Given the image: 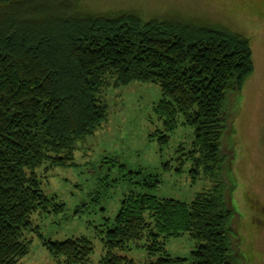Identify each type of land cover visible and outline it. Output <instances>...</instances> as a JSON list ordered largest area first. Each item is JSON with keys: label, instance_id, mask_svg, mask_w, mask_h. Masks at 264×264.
I'll return each mask as SVG.
<instances>
[{"label": "trees", "instance_id": "trees-1", "mask_svg": "<svg viewBox=\"0 0 264 264\" xmlns=\"http://www.w3.org/2000/svg\"><path fill=\"white\" fill-rule=\"evenodd\" d=\"M145 13L87 11L79 0H0V264H19L28 252L22 236L36 211H62L35 170L43 162L73 163L75 142L105 116L98 94L111 79L112 86L139 81L159 87L153 110L165 131L177 127L178 116L193 127L190 171L203 172L213 186L190 203L147 193L125 197L102 239L99 264H135L121 252L145 231L149 254L162 253L147 264L186 260L164 246L184 233L195 242L191 264L244 259L226 192L233 198L237 186L229 170L243 88L254 71L251 38L198 13ZM160 133L158 142L166 143L169 136ZM159 183L158 177L143 180L149 187ZM40 236L56 264L88 263L93 249L86 237Z\"/></svg>", "mask_w": 264, "mask_h": 264}, {"label": "rangeland", "instance_id": "rangeland-1", "mask_svg": "<svg viewBox=\"0 0 264 264\" xmlns=\"http://www.w3.org/2000/svg\"><path fill=\"white\" fill-rule=\"evenodd\" d=\"M79 3L87 11L136 8L155 13L181 9L225 24L251 38L254 71L242 92L236 119V149L233 154L228 153L233 157L232 170L225 166L223 176L228 189L233 182L227 170L237 180L233 198L229 197V190L226 200L236 210L233 225L238 229L244 258L240 264H264V0H79ZM112 82L111 79L98 94L106 106L105 116L93 132L75 142L73 163L50 167L49 162H43L36 168L43 192L55 196L63 207L57 213L39 210L32 215L31 226L22 236L28 243V252L19 264L57 263L43 245L40 234L43 239L53 241L86 237L93 249L87 264H99L105 254L102 239L128 195L147 193L190 203L198 194L211 190L213 180L209 176L190 171L192 162L188 153L193 127L182 123V117L178 116L177 127L165 131L153 110L161 97L159 87L139 81L112 86ZM160 132L169 136L166 143L158 142ZM150 177H158L160 183L144 185L143 180ZM145 216L149 219L148 213ZM151 243L145 231L140 240L129 243L121 254L132 258L135 264H147L162 254L160 251L149 254ZM164 246L171 257L186 259L170 264H191L195 242L187 233L168 238Z\"/></svg>", "mask_w": 264, "mask_h": 264}, {"label": "flooded vegetation", "instance_id": "flooded-vegetation-1", "mask_svg": "<svg viewBox=\"0 0 264 264\" xmlns=\"http://www.w3.org/2000/svg\"><path fill=\"white\" fill-rule=\"evenodd\" d=\"M234 126H235V131H236V138L238 140V129H237V126H236V121H235V125ZM255 208L259 210V206H255Z\"/></svg>", "mask_w": 264, "mask_h": 264}]
</instances>
